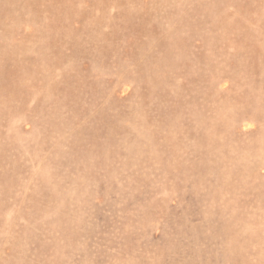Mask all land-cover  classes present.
<instances>
[{
	"label": "rangeland",
	"instance_id": "rangeland-1",
	"mask_svg": "<svg viewBox=\"0 0 264 264\" xmlns=\"http://www.w3.org/2000/svg\"><path fill=\"white\" fill-rule=\"evenodd\" d=\"M0 264H264V0H0Z\"/></svg>",
	"mask_w": 264,
	"mask_h": 264
}]
</instances>
